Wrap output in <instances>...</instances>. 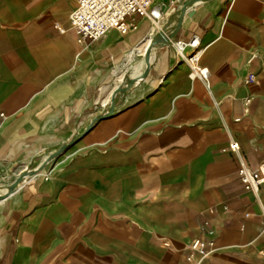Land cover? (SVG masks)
<instances>
[{
  "label": "crops",
  "instance_id": "1",
  "mask_svg": "<svg viewBox=\"0 0 264 264\" xmlns=\"http://www.w3.org/2000/svg\"><path fill=\"white\" fill-rule=\"evenodd\" d=\"M176 1L174 34L117 97L151 16L82 41L76 0H0V179L69 153L0 205V264H264V183L239 173L264 160V0L154 4ZM196 237L198 263L181 243Z\"/></svg>",
  "mask_w": 264,
  "mask_h": 264
},
{
  "label": "built area",
  "instance_id": "2",
  "mask_svg": "<svg viewBox=\"0 0 264 264\" xmlns=\"http://www.w3.org/2000/svg\"><path fill=\"white\" fill-rule=\"evenodd\" d=\"M77 5L70 13L68 21L73 24L78 32V36L82 41H90L103 36L109 29H116L120 33L128 32L134 22L129 16L134 14L156 16L161 14L160 7H154L153 0H76ZM62 29V28H61ZM198 38L194 36L190 43H197ZM181 46H185L184 42H180ZM199 51V50H198ZM198 51L189 57L192 67L199 72L204 78L208 77L209 69L200 66L198 63ZM206 69V70H204ZM248 81L254 80V74L248 76ZM229 148L238 150L239 142L230 143ZM241 179L247 188L258 191L261 184L264 183V160L260 162L257 168L253 169L246 163L239 168ZM169 240L164 242L165 245ZM184 247L190 248L191 254L189 259L194 263H198L199 259L195 258L198 254L200 258L206 257L211 242L202 237H196L191 240H182Z\"/></svg>",
  "mask_w": 264,
  "mask_h": 264
},
{
  "label": "bare ground",
  "instance_id": "3",
  "mask_svg": "<svg viewBox=\"0 0 264 264\" xmlns=\"http://www.w3.org/2000/svg\"><path fill=\"white\" fill-rule=\"evenodd\" d=\"M182 14L176 15L174 19L168 21L165 23L161 17V14H157L158 20L154 21V25L152 27V30L148 34V36L142 41V43L134 48L128 55L129 61H132L133 59L138 57V62L136 65V70L134 73V77L142 78L144 74L146 73L147 65L149 64L152 56H153V49L154 47L163 41H167L175 32L180 20H181ZM164 30L165 36H161L160 31ZM140 57V58H139ZM206 70V69H204ZM128 75H121L120 80L126 81ZM119 91L124 92V89L121 86H118L114 91L113 94L119 93ZM44 167V162L42 164L37 165L36 167H31L30 165H25L21 171L18 174V177L21 176L20 181L17 183L14 181L15 179H9L5 184L0 186V205L9 198L12 193L18 189L22 184L25 183V181L32 177L36 176L41 173V168Z\"/></svg>",
  "mask_w": 264,
  "mask_h": 264
},
{
  "label": "rangeland",
  "instance_id": "4",
  "mask_svg": "<svg viewBox=\"0 0 264 264\" xmlns=\"http://www.w3.org/2000/svg\"><path fill=\"white\" fill-rule=\"evenodd\" d=\"M152 5L154 7H160L158 4H154V0H153V4ZM175 13H176V11L174 13H172V14H175ZM172 14L169 15V16H167L166 14H162L163 21L165 23H167L168 21H170L172 19L171 16H173ZM151 17L153 18V20L151 21V26L150 27H152L154 25V19L155 20H158L156 16H151ZM160 34H161L162 37L165 35V32H164L163 29L160 31ZM125 62H127V64L125 63V64H120L119 65V70L120 71H118L117 84H116L115 88L111 92L112 93V96H117V97L119 96V97H121L122 95L129 94L130 92H132V91L135 90L136 78L133 75H134L135 70H136V65H137V62H138V57L135 58V59H133L132 61H129L128 59H126ZM122 74L123 75H128L126 81H121L120 80L121 79L120 76ZM121 85H122V88L124 89V92L119 91V93L113 94V91L118 86H121ZM117 109H118V102L117 101H114L113 104L109 105L106 110H103L99 114V117H101V116L103 117V116H106V115L113 114V113L116 112ZM9 119H10V116H8V114H6L5 112H2L1 113V116H0V129L3 128L4 124ZM68 154L69 153H65V150H63V149H62L61 152L59 151V153H54V154H53V152H47L43 156V158L41 159V161L37 164L39 166L40 163L42 164V162H44V167L41 168V173L42 174H44V173H50V171H51L52 167L55 165V163L58 162V161H60L63 157H66ZM37 165H32L31 167H36ZM15 172H17V170H15ZM12 173L13 172H11V173L7 172L8 175L6 174L4 178H1L0 179V186H2L3 184H5L10 179L9 176L16 177V175H14ZM16 178H14V179H16Z\"/></svg>",
  "mask_w": 264,
  "mask_h": 264
},
{
  "label": "water",
  "instance_id": "5",
  "mask_svg": "<svg viewBox=\"0 0 264 264\" xmlns=\"http://www.w3.org/2000/svg\"><path fill=\"white\" fill-rule=\"evenodd\" d=\"M178 4H179V1H176L172 7H171V5L163 6V9L166 10V15L169 16L172 13H174L176 11V9H177V5ZM73 141H71V142H73ZM20 179H21V176L17 177L14 181L17 183L18 181H20Z\"/></svg>",
  "mask_w": 264,
  "mask_h": 264
}]
</instances>
